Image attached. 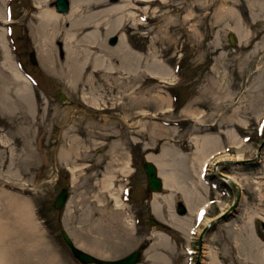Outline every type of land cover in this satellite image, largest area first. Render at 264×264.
<instances>
[{"label": "rangeland", "instance_id": "rangeland-1", "mask_svg": "<svg viewBox=\"0 0 264 264\" xmlns=\"http://www.w3.org/2000/svg\"><path fill=\"white\" fill-rule=\"evenodd\" d=\"M3 4L4 0H0L2 9ZM223 5L237 12L235 19L218 18L217 13ZM17 6L15 34L20 39L25 58V60L21 58V62H26L34 79L39 83L37 89L36 86L32 89V93L36 92L38 98L33 97L35 102H32V93L29 92L31 101L26 103L18 96L12 85L13 80L6 78L2 70L0 189L5 188L11 195L25 199L30 205L34 219L39 224L36 225L41 235L38 236V241L42 239L43 246L46 243L48 249L41 263L48 264L49 258L55 256L57 259L55 264H80L73 258L62 238V232L66 231L78 248L104 260H118L138 249L148 250L152 244H155L156 249L152 250V258L149 259L144 254L141 264H203L204 259L200 256L201 246L203 241L208 240L214 253L217 252L219 255L218 260L215 259V264H258L255 256L249 254L251 251L246 241V229L251 234H256V228L259 232H264V178L255 179L257 176H264V13L259 10L261 17L253 18L248 0L224 2L223 0H187L186 2L179 0L176 2L179 9L173 10V7L170 10L171 14H168L170 22L177 26V31L171 34L174 39L173 44L169 46L161 44L157 41L158 36L154 40L160 45L159 47L166 48L171 54V60L168 61L171 62V68L178 62H181L182 65L179 66L183 67L178 72L183 85L174 90L160 89L168 97H173L178 107L179 112L174 114V120L188 119L184 109L187 108L192 97H203L201 92L208 84L212 66L216 63L229 81L226 83L227 87L230 82L235 84L234 87L231 85L229 90L231 93H238L236 101H239L240 97H246L244 109L237 114L238 119H243L242 124L217 123L215 127L205 126L200 130V127L195 128L198 132L206 130L211 132L210 129H213L211 133L234 131L235 128L239 131L237 147L239 150L241 146H245L244 149L223 150L224 146L228 147L225 135L221 137L224 144L221 145L219 142L218 148L222 150L221 155H231L234 160L238 157L245 159L242 162H235L242 164L239 166L225 163L220 167L222 172H224L223 168L227 167L226 173L234 174L241 181L245 190L244 203L241 207L234 205L235 197L231 188L221 186L219 192L213 195L207 204L210 209L205 220L212 221L224 210L227 211L226 215L222 220L214 222L212 228H206L204 221L196 225L194 227L196 234L188 241L189 227L194 221L191 224L192 218L180 197H173L172 207L173 213L186 223L185 231L180 229L181 227L170 226L162 219H168L164 208L160 214H155L153 210L152 196L147 192V178L141 166L143 158L147 156L143 143H150L151 138L148 135L143 137L137 132H132L126 125L122 134L112 125L114 122L112 119L115 117L119 122L123 119L124 124L136 125L134 121H129V117L136 114V109L127 112L126 115L118 110L119 114H111L114 115L111 118L89 112V109L86 111L83 105H79L80 99L74 88L75 84L53 73L39 56L38 45L30 34L29 17L27 18L31 0H25ZM161 7V4H156L148 9L156 29L162 28L165 21L168 23L167 18L159 19L162 15ZM188 13L191 14L189 22L193 24L192 28L197 31L196 33H191L189 24H185L184 28L182 26ZM237 21H241L246 33L239 35L235 30H231V27L238 23ZM70 25L71 23L64 22L63 28L69 29ZM129 27L126 26L130 29ZM103 31L105 32L106 29L103 28ZM142 33V30H139L138 39L131 37L130 41H134L137 47L146 48L152 36L148 34L141 37ZM231 35L236 40L235 47L230 44ZM106 36L104 39L111 37ZM104 43L112 48L108 41ZM55 46L57 48L55 58L63 64L67 57L64 41L59 38ZM33 52L37 57L35 65L30 61V54ZM2 56L3 52L0 51V63L3 61ZM175 79L177 77L173 75V80ZM113 81L122 85V96L126 90L129 93L126 98L124 96V107L128 105L134 93L139 95L134 92L138 90V81H133L129 90L125 89L127 80L124 78ZM152 88L156 90L158 85L155 86L153 83ZM40 91L45 92V96ZM59 91L68 96L66 102H61L56 97ZM6 98L11 102L14 101L11 106L16 107L15 113L12 107L9 108L5 104ZM7 103L10 104L8 100ZM151 106L149 111L154 114L164 112L155 103ZM212 106L215 107L214 110L218 108L215 103ZM208 108H203L202 111H207ZM223 111L224 109L218 111L214 119L219 120ZM227 116L230 117L231 114ZM161 118H164V114L159 115L158 119ZM158 119L154 120L155 124L178 131L188 129L194 124L192 121L189 123L181 121L178 126H171L172 124L167 126ZM27 121L29 125L26 124ZM73 136H76L80 142ZM220 136L218 135L219 138ZM183 141L190 146L189 136L183 137ZM74 143L77 146L73 155L63 160L60 154L64 149L68 150L74 146ZM161 147L162 144L153 153H158ZM119 153H122L119 156L121 162L130 164L133 161L135 168L129 166L130 170L125 174L128 176H123L121 168L117 169L113 182L117 203L115 197L105 192L103 186L106 162H110ZM209 174V178L217 179L214 166ZM67 184L71 185V198L65 210L57 211L54 200ZM181 205L186 209L183 214L180 213ZM232 205L236 206L235 209H232ZM162 206L166 207L165 204ZM121 207L124 209H119ZM120 210H124L125 213L116 215ZM102 217L105 220H102ZM255 218L259 221L258 226L256 223L247 224L248 221H255ZM153 219L166 225L167 228L157 230L151 226ZM99 222L101 228L97 229L95 225ZM97 236L104 238L101 245L94 242ZM168 245H170L169 249H167ZM38 249L41 250L42 246ZM189 250L195 252L189 254ZM30 251L32 255L35 252L32 249ZM100 251L105 252L106 255H100ZM211 260L209 257L206 258L207 263H211Z\"/></svg>", "mask_w": 264, "mask_h": 264}, {"label": "bare ground", "instance_id": "bare-ground-1", "mask_svg": "<svg viewBox=\"0 0 264 264\" xmlns=\"http://www.w3.org/2000/svg\"><path fill=\"white\" fill-rule=\"evenodd\" d=\"M34 1V14L28 15L30 34L38 45L37 50L42 62L53 73L60 75L67 81L73 82L77 87L84 80H93L94 77L99 75L111 80L124 78L127 80L125 89L131 88L133 81H142L144 78L148 79V84L143 87L140 94H134L129 100L126 111L137 110V123L139 126L141 125L140 129L137 130V134L143 135V137H147L148 135L151 138L150 143H143V149L147 153L146 159L156 165L159 175L163 180L164 193L152 195L151 201L155 214H160L164 208L168 219H162L166 220L170 226H176L175 228L181 227L180 229L185 231L186 223L173 213L172 207L173 197H180L185 203L189 216L192 218L190 219L191 224L194 221L193 225L189 227L188 241H190L193 227L200 219L204 221L206 226L211 222L214 223L222 220L227 212L225 210L212 221L205 220L204 218L205 213L203 211L212 195V189L209 187L210 182L205 178L209 175H203V172L210 171L213 166L214 172L217 175V183L220 181L221 183L224 182L231 185L235 194L234 196L237 198V204L240 207L242 206L245 190L241 181L234 174L226 173L228 171L227 167L223 168L224 172L221 171L220 167L221 164L225 163L239 166L242 164L235 162H242L245 159L238 157L234 160L231 155H221L222 150L218 148L219 142L221 145L224 144L221 137L225 135L228 140V147L224 146L223 150H238L239 131L235 128L234 131L227 130L211 133L213 129H210L211 132L207 130L198 132L195 129L200 127V130L205 126H217V123H243V119H238L237 114L244 109L243 105L246 103V97H240L239 101H236L238 93L234 94L229 90V87L231 85L234 87L235 84L230 82L227 87L226 83L229 81L224 77L217 63L212 66L211 78L208 80L205 89L201 92L202 96L206 98L202 99L203 97L201 98V96L192 97L187 108L185 107L184 109L186 116H188L185 122H194L191 127L178 131L174 130V128L161 127L155 124L154 118H152L153 121H148V118H150L148 116H157L156 118H158L162 114H164V118H161V121H171L175 118L174 114L179 112L172 109L171 97L160 91L161 88L167 89L170 88L172 83H176L173 80V69L168 65L171 55L168 61L163 60L161 57L162 53H170L166 48L162 49V47H159V44H156L157 42H154L159 37L157 41L161 42V44L168 46L173 44L174 39L171 34L177 31V26L170 22L168 14H171L170 10L173 7V10L179 9L176 6V2L179 0H70V12L65 15L57 12L55 7L57 0ZM184 1L186 2L187 0ZM248 1L252 8V17L255 19L261 17L259 16V10L264 13V0ZM156 4L162 5L160 9L162 15L159 19L164 18L166 20L167 18L168 20V23L166 21L163 23L162 28L158 27L157 29L154 27L153 19L150 18L152 14L148 11V9L156 6ZM235 12L230 7L223 5L217 14L218 18L221 19H235L237 13ZM190 16V13L185 16L182 26L184 28L185 24H189L191 33H196L197 31L192 28L193 24L189 22ZM0 21H3L1 7ZM64 22L71 23L69 29L63 28ZM127 25L130 26V29L126 28ZM103 28L106 29L105 32ZM139 30L143 32L141 37L148 36V34L152 36L151 42L146 48H138L134 41H130L131 37H134L136 40L138 39L137 32ZM231 30H235L239 35L246 33L241 21L235 23L231 27ZM113 35H119V41L115 47L109 48L104 43L105 41L107 42L108 38L104 39V36ZM59 38L64 41L67 53L66 61L63 64L59 63L57 58H55L57 52L55 44ZM159 48L160 50L158 51ZM171 48L173 47L171 46ZM0 51L3 52V61L0 63V75H2L3 70L4 76L13 80L12 85L16 89L18 96L23 98L26 103H29L31 101L29 95L31 87L12 62L6 49L1 29ZM149 80L155 86L158 85L156 90L150 88L152 82ZM184 87H187V85H184ZM126 93L127 95L125 96H129L127 90ZM6 99L10 104L7 103ZM6 99H4L5 104L9 108L12 107L11 104L13 105L14 101L11 102L10 99ZM85 99L88 100L87 98ZM153 103L158 105L160 110L164 112L150 114L149 109ZM214 103L218 107L215 110V107L212 106ZM206 107H209L207 111H202ZM12 108L14 109L13 113H15L16 107ZM221 109H224V113L220 116V119H214ZM228 114H231V116L228 117ZM26 124L29 125V122L27 121ZM194 125L197 127H194ZM244 126L246 127V123ZM218 135H221L220 138ZM185 136L190 137V146L183 141V137ZM73 138L79 141L76 136H73ZM160 144H162L160 151L154 154L153 152ZM73 145L68 150L64 149L62 151L60 155L63 160L73 155L77 144L74 143ZM244 148L245 146H241L239 150L241 151ZM121 155L122 153H119L117 157L115 156L110 161L104 173L105 181L103 189L114 197L113 182L117 168H121L123 176L129 171L127 168L128 162H121L122 159L119 157ZM260 178H264V176L255 177V179ZM213 187H216V185H213ZM115 200L118 203L116 197ZM163 204L166 207H163ZM119 209L124 208L121 207ZM124 213V210H120L116 215H123ZM102 220H105V218L102 217ZM255 223L258 226L257 223L259 221H257V218H255V221L247 222L248 225H254ZM36 225L38 226L39 224L35 221L32 209L25 199L14 197L3 188L0 191V264H42L41 259L48 249L46 248V243L43 246L42 239L38 241V236L41 235H39L40 233ZM95 227L97 229L98 227L101 228V223H96ZM246 232L247 245L250 246L249 251H251L249 254L255 256L254 258H256L258 264H264V244H262L264 242V232H259L257 228L256 234H251L247 229ZM102 237H95L94 242L101 245L102 240H104ZM39 246H42L41 250L38 249ZM169 248L170 245L167 246V249ZM31 249L35 251L34 253H37H33L32 255ZM153 249H156L155 244H152L146 251V257L149 259L152 258ZM201 249L200 256L204 259L202 261L203 264H215V259L217 261L219 255L217 252L214 253L208 240L203 241ZM100 255L105 256L106 253L100 251ZM208 257L212 259L211 263H207L206 258ZM49 260L48 264H55L57 261L55 256H51Z\"/></svg>", "mask_w": 264, "mask_h": 264}, {"label": "water", "instance_id": "water-1", "mask_svg": "<svg viewBox=\"0 0 264 264\" xmlns=\"http://www.w3.org/2000/svg\"><path fill=\"white\" fill-rule=\"evenodd\" d=\"M58 6L59 9L63 12H66L68 10V2L66 0H59L58 1ZM33 60V57H32ZM144 167L146 169L147 172V176H148V181H149V191H161L162 189V181L158 178L157 176V170L154 167L153 164L146 162L144 164ZM68 198V192L67 190H63L61 192V194L59 195V197L56 200V208L57 209H62L67 201ZM181 212L184 211V209L181 207ZM153 225H156V222L152 223ZM65 241L67 242V244L70 246L72 252L74 253V255L83 263H96V264H136L140 261V253H135L131 256H129L128 258L121 260V261H117V262H104V261H100L97 260L96 258L83 253L82 251L76 249L72 243V241L69 239V237L64 233L63 234Z\"/></svg>", "mask_w": 264, "mask_h": 264}]
</instances>
